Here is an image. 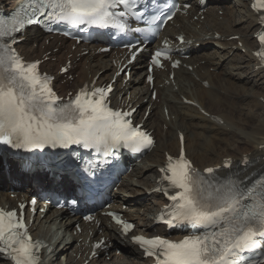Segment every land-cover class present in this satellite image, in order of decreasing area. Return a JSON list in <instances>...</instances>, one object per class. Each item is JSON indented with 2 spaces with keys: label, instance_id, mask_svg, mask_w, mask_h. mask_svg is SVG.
<instances>
[{
  "label": "bare ground",
  "instance_id": "1",
  "mask_svg": "<svg viewBox=\"0 0 264 264\" xmlns=\"http://www.w3.org/2000/svg\"><path fill=\"white\" fill-rule=\"evenodd\" d=\"M21 1L23 0H0V4L2 8L10 11L14 4ZM226 2L227 0H208L201 6L199 0H191L192 7L187 11V17L177 19L175 27L165 31L164 35L167 37L184 35L185 43L178 45V48L185 52L193 50V56L183 63L191 66L195 74L192 77L184 69L174 72L173 82L178 87L177 92L171 87H159L163 85L162 79L167 75L157 74L159 81L153 89L157 91L159 101L152 104V112L148 118L142 121L143 100L149 98L147 86L143 84L144 79L139 77L144 73L143 59H139L133 67L132 73L135 79L126 84V87H122L119 82L114 92L115 99L120 96L124 103L139 105L134 114L136 121L138 123L142 121L144 128L152 130L156 136V146L153 151L140 163L132 164L131 172L120 185L122 192L115 193L113 198V205H116L117 209L126 206L123 214L135 222L137 230L133 231L134 235L136 231L151 235L164 234V228L153 226V222L156 213L166 202L157 195L152 197L155 199L153 201H150V198L140 197L144 194L140 189L145 186L147 191H150L161 178L160 170L165 165L167 153H178V133L185 135L186 155L191 157L194 165L200 169L219 167L230 160L235 171H243L240 164L247 158L246 166L251 168L244 173V177L264 171V103L260 100L261 98L264 100V93L256 92L258 88L264 89V70L258 67L259 64L253 57L256 49L253 35L259 28L258 19L249 10L250 0L231 1L228 10L225 7ZM209 3H212V6H208ZM201 9H203V21L194 22L193 16ZM219 11L222 12L221 15H218ZM176 25H179V28H176ZM198 26L200 28L197 30ZM216 34L220 35L224 43L218 40L213 43L215 49L206 52V47L212 43L204 42L205 37L209 36L213 39ZM25 37L23 44L18 46L20 53L26 60L42 61L43 71L53 73V69L56 67V71H59L67 59L73 62L75 76L78 75L79 79H74L73 83L66 81L64 85L55 84L60 92L77 87L86 80L91 82L97 76L96 83L109 82L116 71L112 65V55H98L92 52L85 56L84 50H80L79 47L71 50L74 45L72 43L66 46V41L52 37L49 43H46L48 38L41 40V35L38 33L28 34ZM234 37L237 39H233ZM58 42L60 43L57 44ZM34 44H37V49L33 48ZM196 44L202 48L200 53H198L199 48L195 47ZM55 48L59 50L54 52ZM215 58L217 61L214 60ZM53 59H56L57 63L52 62ZM230 62L232 64L234 62L233 66L226 69ZM221 63H224L223 77L209 71V69L214 71ZM233 71L237 72L234 74ZM235 82L252 84L250 91L246 95L233 91L229 97V91ZM205 83L208 87L204 86ZM240 88L238 87V90ZM234 97L241 99L234 101ZM188 102L196 103L202 110L221 120L223 125L203 116L198 108ZM165 110L168 111V117L165 115ZM228 129L230 133H227ZM13 164L10 165V171L6 175L3 171L0 172V183L3 184L0 191L2 206H15L16 198L35 195L38 193V185H44L48 181L46 176L40 173L23 175ZM52 182L54 180L50 179V183ZM50 183L46 188L55 189ZM66 183L65 177L58 181V185L64 189L63 193L66 190ZM69 188L72 189L71 184ZM10 194H14L15 198H9ZM66 216V213L51 211L43 219L37 218L36 223L33 224L36 228L33 232L36 237L43 231L45 237H48V234L54 230L48 241H53L61 233L60 238L56 239L61 243L57 246L53 242L56 250L48 258L47 264H82L85 261L77 257L83 255L86 243L81 241L83 243L77 244L78 237H74L70 244L64 240L62 233L73 232L71 221H63ZM98 222H101L99 230L102 234L96 237L109 238L115 248V251L111 248L106 251L112 257L111 262L100 257L98 264H152L143 259V254L133 244L129 235H120L117 227L106 223L101 217H98ZM82 227L86 226L82 225ZM87 227L96 234L95 223ZM88 238L91 237H85L84 241ZM117 251H122V255L117 256Z\"/></svg>",
  "mask_w": 264,
  "mask_h": 264
},
{
  "label": "snow or ice",
  "instance_id": "2",
  "mask_svg": "<svg viewBox=\"0 0 264 264\" xmlns=\"http://www.w3.org/2000/svg\"><path fill=\"white\" fill-rule=\"evenodd\" d=\"M134 4L135 0H29L16 10L10 23L0 20V144L32 149L83 142L85 147L103 148L105 154L121 144L135 151L152 144L145 132L126 119L131 113L113 111L107 106L105 97L110 86L92 91L85 86L74 99L57 105L49 78L37 72L36 63L25 65L6 42L7 38L14 40L13 33L25 24L37 23L38 19L32 17L38 15L74 26L123 28L116 17L130 13ZM118 5L124 7L119 14L112 11ZM29 7L31 16H22ZM252 7L257 11L264 9V0H254ZM259 39L264 45V34ZM162 55L166 54L157 51L153 63L159 65ZM224 166L230 167L227 162ZM204 171L207 176L192 167L183 147L179 157H168L161 169L165 173L163 179L173 190L172 194L165 191L172 201L167 223L216 231H202L178 242L134 237L145 255L156 256L157 264H241L239 252L261 245L264 176L241 188L242 182L234 176L221 179L214 176L212 168ZM131 227L124 225L125 231ZM36 248L38 245L27 235L22 213L18 219L14 210H0V252L7 253L14 264H37Z\"/></svg>",
  "mask_w": 264,
  "mask_h": 264
},
{
  "label": "rangeland",
  "instance_id": "3",
  "mask_svg": "<svg viewBox=\"0 0 264 264\" xmlns=\"http://www.w3.org/2000/svg\"><path fill=\"white\" fill-rule=\"evenodd\" d=\"M231 1H235V0H228L227 1V3H229V2H231ZM218 15H221V11H219L218 12ZM42 39H44V38H41V40ZM47 43V42H46ZM66 44V46H67V43H65ZM69 45V44H68ZM33 48H35V49H37L38 48V46H37V44H34L33 45ZM227 67L228 66H226V69H227ZM229 68V67H228ZM55 70V69H54ZM220 71H222L223 72V69L221 70L220 69ZM59 84V83H58ZM237 85H238V87L240 88L239 90H238V87H237ZM251 86H252V84H243V82L242 83H237L236 84V82L233 84V86H232V88L230 89V92L232 93L233 91H239V92H242L244 95H246L249 91H250V88H251ZM244 87H246V88H244ZM233 89V90H232ZM236 89V90H235ZM244 89V90H243ZM257 92V91H256ZM235 99H234V101H237V100H239V99H241V97H239V98H237V97H234ZM230 102H232V103H234L232 100H229ZM248 110H250V108H248ZM217 112V111H216ZM9 198H11V197H9ZM148 198H152V197H148ZM150 200H152L153 201V199H150Z\"/></svg>",
  "mask_w": 264,
  "mask_h": 264
}]
</instances>
